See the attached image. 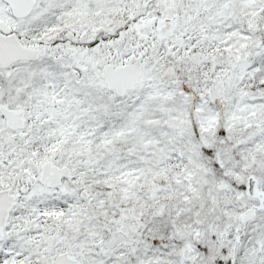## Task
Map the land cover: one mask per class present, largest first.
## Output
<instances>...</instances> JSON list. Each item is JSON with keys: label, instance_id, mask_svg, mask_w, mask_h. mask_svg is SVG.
I'll return each mask as SVG.
<instances>
[{"label": "snow or ice", "instance_id": "6c2138e0", "mask_svg": "<svg viewBox=\"0 0 264 264\" xmlns=\"http://www.w3.org/2000/svg\"><path fill=\"white\" fill-rule=\"evenodd\" d=\"M0 264H264V0H0Z\"/></svg>", "mask_w": 264, "mask_h": 264}]
</instances>
